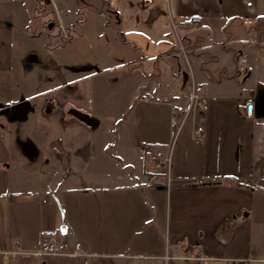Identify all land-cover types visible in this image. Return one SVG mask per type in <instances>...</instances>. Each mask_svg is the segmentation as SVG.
Instances as JSON below:
<instances>
[{
	"label": "crops",
	"instance_id": "0c3cea01",
	"mask_svg": "<svg viewBox=\"0 0 264 264\" xmlns=\"http://www.w3.org/2000/svg\"><path fill=\"white\" fill-rule=\"evenodd\" d=\"M9 1L0 23L15 8L40 31L0 36V105L30 102L22 119L0 111V264H264V0ZM89 25L92 41L108 30L117 52L95 50L110 66L85 73L86 55L62 38L88 41ZM182 39L196 64L190 83L173 56ZM192 81L207 108L181 130L167 185L145 145L169 143L171 107L187 102ZM149 94L169 105L165 123L132 101ZM61 234L82 253L19 251Z\"/></svg>",
	"mask_w": 264,
	"mask_h": 264
},
{
	"label": "rangeland",
	"instance_id": "374dc122",
	"mask_svg": "<svg viewBox=\"0 0 264 264\" xmlns=\"http://www.w3.org/2000/svg\"><path fill=\"white\" fill-rule=\"evenodd\" d=\"M28 1H31V0H28ZM48 3L51 2V0H47ZM85 1L84 4H89L91 2V0H83ZM11 5L15 6L16 5V0H10L9 1ZM41 2L44 4L46 3V0H41ZM39 7V6H38ZM98 8L96 7L95 10H92V12H97L99 10H97ZM91 8H88V12H91L90 11ZM13 13H14V16H13ZM13 13L11 14V16H9V18L5 15L2 16V19H3V22L1 21L0 23V36L3 38H6L8 40H12L15 42V39L19 36H25V35H29V34H36L38 31H40V27L36 24L37 22H33L32 24H29V26H24V25H21L16 16H15V8H14V11ZM81 14H86V11H83L81 12ZM104 15V19L106 22H109L112 24V20L110 18L109 13H107V11H104L102 16ZM13 16V17H12ZM111 20V21H110ZM110 27L114 28L112 25L109 24ZM77 27V26H76ZM48 26H46V32L48 33L49 32V28ZM75 28V26H74ZM52 29V32L53 31H56V28L53 27L51 28ZM73 29V27H72ZM77 29H80V27H77ZM84 29V28H83ZM111 28H109L110 30ZM112 30V29H111ZM95 27L94 26H86L85 27V32H86V38L88 39V41L85 39V37H81V35H78L76 34V32H73L72 30H70V36L72 37H63L62 41L63 43H70L72 42L71 45H73L72 47V50L73 51H79V52H82L81 54H85V58L82 59V63L80 64L82 66V69L85 71V73H92L94 71H98L100 68L102 67H109L110 64L109 63H105L103 59H98V58H94L92 56H88L89 54L92 55L94 54L96 51L95 50H99V48L101 50H104L105 52L109 53L110 54V57L111 56H114L116 55V52H117V48L115 50L114 46L112 45L113 43L110 42V41H106L107 39H109L107 37V34L106 33H109L108 30L104 33V35L101 36V38L105 39L103 42H96V41H92V37L96 34L95 33ZM263 32V29L262 31L259 33V34H262L263 35V43H260V46L261 48H264V33ZM69 33V32H68ZM67 40H70L69 42ZM258 42V40H256ZM101 46V47H99ZM60 47V46H59ZM179 48H180V56H181V59L183 61V65L184 67L186 68L187 72H186V75L185 76L186 78L189 79V83H190V80H191V74L193 75L196 71V64L194 62V60L191 59V51L188 47V45L186 44V42L184 41V39H182V42H180L179 44ZM3 49V46L2 44H0V50ZM237 54L239 55V58L242 59L243 58V55L245 54L243 50H237ZM200 54V52L198 53ZM186 58L188 59V63L186 61ZM202 66H206V63L210 62L212 60V57H210V55L208 56L207 54L206 55H203L202 56ZM228 61L233 62V59L231 58V54L229 53V56H228ZM113 73V71H110ZM191 73V74H190ZM243 76H245V74H242L239 78H238V81L241 83L244 81V78ZM174 81L176 83H178L179 81L177 79H174ZM179 84V83H178ZM168 86H169V82H168ZM150 98H151V101L150 102H139L136 100V98L134 100H132L134 103L136 102V106H137V103L138 105H140L139 107H144L145 108V111H147L148 109L150 110V112L154 115H156L157 117L160 118V122L161 124L165 123V119H168V116H169V113H168V109H169V105L168 104H165L164 102H161V101H157L156 97H154V95L152 94H149ZM252 104V102H247L246 103V106L248 104ZM21 121H24V120H21ZM170 122V120H169ZM186 125V124H185ZM187 127V126H185ZM184 128V127H183ZM185 129V128H184ZM183 130V129H182ZM169 142L173 139V136H174V128L173 126L170 124V132H169ZM180 133L178 134V136L176 137L175 141H174V147L176 145V142L178 141V137H179ZM150 140H155L153 138H151ZM150 141V142H152ZM153 142H157V141H153ZM173 151H174V148H173Z\"/></svg>",
	"mask_w": 264,
	"mask_h": 264
},
{
	"label": "built area",
	"instance_id": "2783aa9c",
	"mask_svg": "<svg viewBox=\"0 0 264 264\" xmlns=\"http://www.w3.org/2000/svg\"><path fill=\"white\" fill-rule=\"evenodd\" d=\"M194 25H197V21L193 22ZM27 71V70H25ZM204 90H206V85L202 84ZM143 101H149V96L144 95L140 98ZM205 110L207 108V102L205 99V95L199 93L196 89L194 82L191 83V88L189 92L188 100L185 104H173L170 111V124L174 128V136L173 139L167 145H145V147L152 151L154 157L167 167V185L169 184L171 177L169 174V166L172 160L173 155V148H174V141L178 134L183 129L184 125L186 124L187 120L194 114V112L198 109ZM197 135H195L194 139L196 141H202L203 137L201 134L202 127L199 125L196 127ZM153 179V176H150V180ZM202 180L199 178H195L193 180V184H201ZM70 234H73L71 231ZM68 246V239L67 236L61 234L59 238H56L52 235H49L48 238L37 244L34 245L31 249L28 250H19L20 252L27 253V254H39V255H64V254H81L82 253V243L80 241H76L73 245V249H67ZM192 251V249H191ZM167 257V256H166ZM190 258L204 260L205 257L202 255L201 251L198 252H190L188 255Z\"/></svg>",
	"mask_w": 264,
	"mask_h": 264
},
{
	"label": "water",
	"instance_id": "95a60500",
	"mask_svg": "<svg viewBox=\"0 0 264 264\" xmlns=\"http://www.w3.org/2000/svg\"><path fill=\"white\" fill-rule=\"evenodd\" d=\"M251 104L247 105V113H251ZM30 109V102L21 97L16 102L12 103L10 106H2L0 105V111L9 112V119H22L25 118L28 111ZM79 120L85 122L90 127H94L97 124V121L91 117L90 115L83 113L81 111H76L74 114Z\"/></svg>",
	"mask_w": 264,
	"mask_h": 264
},
{
	"label": "trees",
	"instance_id": "16d2710c",
	"mask_svg": "<svg viewBox=\"0 0 264 264\" xmlns=\"http://www.w3.org/2000/svg\"><path fill=\"white\" fill-rule=\"evenodd\" d=\"M174 50H175V53H174L173 56H175V57L180 56V54H179V52H180V48H179V46H178L176 49H174Z\"/></svg>",
	"mask_w": 264,
	"mask_h": 264
}]
</instances>
